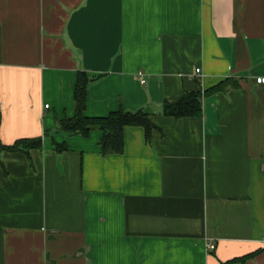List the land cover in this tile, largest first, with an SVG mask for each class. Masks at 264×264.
<instances>
[{
    "label": "crops",
    "instance_id": "0c3cea01",
    "mask_svg": "<svg viewBox=\"0 0 264 264\" xmlns=\"http://www.w3.org/2000/svg\"><path fill=\"white\" fill-rule=\"evenodd\" d=\"M81 71L102 76L85 115L144 109L149 141L56 132ZM259 79L264 0H0V145L43 139L0 154V264H264ZM228 80L201 117L163 115Z\"/></svg>",
    "mask_w": 264,
    "mask_h": 264
},
{
    "label": "trees",
    "instance_id": "16d2710c",
    "mask_svg": "<svg viewBox=\"0 0 264 264\" xmlns=\"http://www.w3.org/2000/svg\"><path fill=\"white\" fill-rule=\"evenodd\" d=\"M100 78H102V76L90 77L84 71L78 73L74 91L75 116L60 120L56 132L69 136L82 135L88 137L94 130L102 131L103 138L101 140V147L103 156H108L110 154L119 155L124 152V131L127 127L143 128L145 130L146 139L149 141L151 133L156 127L151 121L149 113L144 109L138 111L119 110L110 113L107 117L92 118L85 115L88 87L92 82ZM232 86H234V84L228 80L206 91L202 88H198L194 92L185 94L177 101H166L163 104V115L177 120L201 117L203 114V97L227 91L231 89ZM42 148L43 139L41 138L23 139L9 146L0 145V154L2 152H19L29 157L31 151L42 150ZM67 150L68 147L66 144L56 145V151L59 154ZM252 257H254V255L248 256L240 261H245Z\"/></svg>",
    "mask_w": 264,
    "mask_h": 264
},
{
    "label": "built area",
    "instance_id": "2783aa9c",
    "mask_svg": "<svg viewBox=\"0 0 264 264\" xmlns=\"http://www.w3.org/2000/svg\"><path fill=\"white\" fill-rule=\"evenodd\" d=\"M199 72H200V69L197 70V73H199ZM258 82H259V83H264V79H259ZM142 83H145V81H142ZM47 107H48V106H47ZM207 249H208L209 251H213V250H215V245H213V244H209L208 247H207Z\"/></svg>",
    "mask_w": 264,
    "mask_h": 264
}]
</instances>
